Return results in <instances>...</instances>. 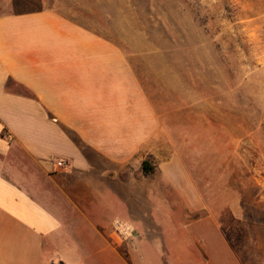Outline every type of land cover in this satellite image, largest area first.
I'll use <instances>...</instances> for the list:
<instances>
[{"label": "crops", "instance_id": "0c3cea01", "mask_svg": "<svg viewBox=\"0 0 264 264\" xmlns=\"http://www.w3.org/2000/svg\"><path fill=\"white\" fill-rule=\"evenodd\" d=\"M111 49L44 0H0V264H240L237 215L224 234L182 160L144 175L162 124Z\"/></svg>", "mask_w": 264, "mask_h": 264}, {"label": "rangeland", "instance_id": "374dc122", "mask_svg": "<svg viewBox=\"0 0 264 264\" xmlns=\"http://www.w3.org/2000/svg\"><path fill=\"white\" fill-rule=\"evenodd\" d=\"M44 3L108 40L142 83L162 124L144 175L182 160L224 234L237 215L240 264H264V0Z\"/></svg>", "mask_w": 264, "mask_h": 264}, {"label": "built area", "instance_id": "2783aa9c", "mask_svg": "<svg viewBox=\"0 0 264 264\" xmlns=\"http://www.w3.org/2000/svg\"><path fill=\"white\" fill-rule=\"evenodd\" d=\"M56 165L59 168H63L66 166V161L65 160H58L56 162ZM113 228L115 231H117L118 233H120L124 236H131L134 233V230L131 228L130 225H128L122 221H119V220H116L113 223Z\"/></svg>", "mask_w": 264, "mask_h": 264}, {"label": "trees", "instance_id": "16d2710c", "mask_svg": "<svg viewBox=\"0 0 264 264\" xmlns=\"http://www.w3.org/2000/svg\"><path fill=\"white\" fill-rule=\"evenodd\" d=\"M142 169H143V172L145 174H147V173H149L151 171V168H149L147 162H145V161L142 163Z\"/></svg>", "mask_w": 264, "mask_h": 264}]
</instances>
